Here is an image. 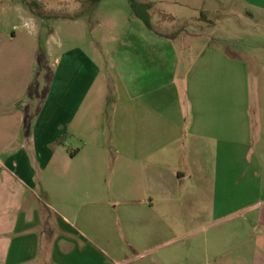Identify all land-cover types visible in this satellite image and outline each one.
Returning a JSON list of instances; mask_svg holds the SVG:
<instances>
[{
    "label": "crops",
    "instance_id": "0c3cea01",
    "mask_svg": "<svg viewBox=\"0 0 264 264\" xmlns=\"http://www.w3.org/2000/svg\"><path fill=\"white\" fill-rule=\"evenodd\" d=\"M137 1L145 44L44 49L0 1V264H200L216 238L186 240L221 226L264 264V41L185 26L264 22V0Z\"/></svg>",
    "mask_w": 264,
    "mask_h": 264
},
{
    "label": "rangeland",
    "instance_id": "374dc122",
    "mask_svg": "<svg viewBox=\"0 0 264 264\" xmlns=\"http://www.w3.org/2000/svg\"><path fill=\"white\" fill-rule=\"evenodd\" d=\"M15 1L19 5H23L25 10L32 13L38 20L39 42L42 49L47 44L56 47L60 45L66 47L90 46L93 40L106 48L128 46L133 44L134 41L137 45L148 42V38L141 34V32L146 31L145 24L134 17L129 0H96L97 2L90 5L85 3L88 0H32L37 1L41 6L38 11L35 9L37 13H34V9L28 7L22 0ZM195 3L197 4V2ZM11 7L10 3L0 2V15L5 14L6 9L9 13H12L9 10ZM189 15L191 19L188 24L185 23L186 29L191 33L196 32L201 35L202 39L199 41L201 44L207 43L208 38H205V36L220 39L226 35L227 31L240 33L246 41L254 42V44L264 41V37L255 35L257 32H264V22H237L238 19L235 16L225 14L216 19V26L206 27L207 24L205 25L203 21L197 19L201 18L200 15ZM82 18H85V20L80 21ZM165 26L172 28L169 23ZM130 33H134L136 38L129 37ZM249 34L254 36L247 38L246 35ZM84 36L88 37L87 41L83 40ZM234 41L239 40L234 39ZM51 74L52 69H44L43 64H38L34 80L41 83L43 91L49 85ZM222 227L224 226L192 235L186 240L185 252H189L194 241H201L202 243L214 237L217 244L214 252L216 260L212 257L206 258L201 254L200 264H255L254 251L252 250L255 246L249 245L248 248L241 245V233L243 231L232 230L233 236H231L230 242L227 241V245H225L223 235L219 234L223 229ZM214 233L215 236H212ZM176 247L177 244L171 245L168 249H176Z\"/></svg>",
    "mask_w": 264,
    "mask_h": 264
},
{
    "label": "trees",
    "instance_id": "16d2710c",
    "mask_svg": "<svg viewBox=\"0 0 264 264\" xmlns=\"http://www.w3.org/2000/svg\"><path fill=\"white\" fill-rule=\"evenodd\" d=\"M28 7H30L31 9H35L38 11L39 9H41L40 4L37 1H32V0H22ZM97 1H101V0H97ZM129 2L131 3L134 15L140 19L145 26L154 31V27L152 24V20H151V16H150V10L152 8V5L150 4H141L139 3L137 0H129ZM34 13H37L36 11ZM40 14V13H39Z\"/></svg>",
    "mask_w": 264,
    "mask_h": 264
}]
</instances>
